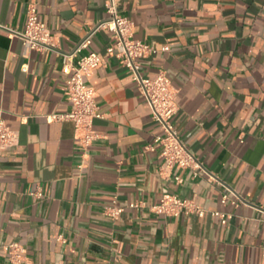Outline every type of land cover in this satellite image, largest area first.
Returning <instances> with one entry per match:
<instances>
[{
	"label": "crops",
	"instance_id": "0c3cea01",
	"mask_svg": "<svg viewBox=\"0 0 264 264\" xmlns=\"http://www.w3.org/2000/svg\"><path fill=\"white\" fill-rule=\"evenodd\" d=\"M31 4L53 50L26 51L11 36L23 32ZM115 4L133 24V40L154 49L138 60L141 75L170 80L171 123L218 182L162 169L160 147L143 151L162 132L130 72L108 52L106 30L78 54L103 59L86 79L101 115L96 140L84 151L71 121L49 120L71 111L62 55L107 19L106 0H0V117L18 136L0 158V264H264V0ZM220 183L237 206L220 204ZM166 194L192 200L205 215L151 212Z\"/></svg>",
	"mask_w": 264,
	"mask_h": 264
},
{
	"label": "built area",
	"instance_id": "2783aa9c",
	"mask_svg": "<svg viewBox=\"0 0 264 264\" xmlns=\"http://www.w3.org/2000/svg\"><path fill=\"white\" fill-rule=\"evenodd\" d=\"M107 19L97 24L69 53L62 55V73L67 77L65 81V96L71 106L67 114L52 115L50 121L69 120L74 124L76 140L82 150H87L97 136L93 131V122L101 118L95 102V90L86 84L95 69L103 63L100 54L88 52L78 57L82 50H86L91 44V38L95 32L106 30L110 33L113 44L108 48L121 64L130 72L132 80L136 82L141 95L144 98L153 121L158 125L161 134L154 138L153 145H147L143 151H154L160 147V156L163 158L162 169L191 170L194 177L199 174L206 176L208 182H218L216 178L209 175L186 149L179 139L171 119L177 111L175 103V92L170 80L164 73H160L154 79H148L141 75L139 59L154 52V49L140 41L133 40V24L127 18L121 16L115 4V0H106ZM11 36H17L26 51L43 53L54 49L53 37L49 28L38 19L36 6L31 4L26 10V21L23 32H12ZM17 133L10 130L4 120L0 117V158L10 154L17 146ZM177 183L182 182L179 175L174 177ZM222 194L220 204L224 206L227 202L237 206L240 203L238 196L228 186L221 184ZM32 195L41 197L38 192ZM130 207H137L136 204ZM149 210L166 217L187 216L189 214L203 217L206 210L197 206L192 200L179 198L175 195H163L158 204L150 206ZM119 212V210H117ZM217 218L221 224H226L229 216L222 211L209 212ZM16 245H10L8 250L15 249Z\"/></svg>",
	"mask_w": 264,
	"mask_h": 264
}]
</instances>
